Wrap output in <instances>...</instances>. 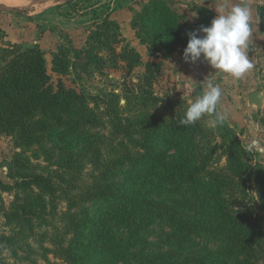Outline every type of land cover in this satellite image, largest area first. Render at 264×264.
<instances>
[{
  "label": "trees",
  "instance_id": "obj_1",
  "mask_svg": "<svg viewBox=\"0 0 264 264\" xmlns=\"http://www.w3.org/2000/svg\"><path fill=\"white\" fill-rule=\"evenodd\" d=\"M110 13L94 24L84 49L70 40L71 49L57 46L56 83L40 47L13 46L0 65V134L20 148L8 173L15 183L0 182L2 190L15 189L11 211L0 199L10 227V234H0V246L14 261L0 264H34V221L50 214L59 196L66 202L64 224L41 242L65 264H264V173L243 159L240 141L224 124L209 127L205 116L185 127L178 121L186 108L171 117L153 111L160 101L155 78L188 41L167 1H147L132 19L136 37L159 53L145 65V85L108 96L66 86L71 50L85 57L84 68L103 69L102 50L128 71L142 61L128 45L118 52L125 39ZM34 147L49 164L41 172L25 156ZM87 165L95 171L91 181L81 176ZM121 169L126 181L114 179ZM93 201L102 204L90 214L86 204ZM157 223L167 228L160 248L143 236ZM203 234L219 239V249L199 250Z\"/></svg>",
  "mask_w": 264,
  "mask_h": 264
},
{
  "label": "rangeland",
  "instance_id": "obj_2",
  "mask_svg": "<svg viewBox=\"0 0 264 264\" xmlns=\"http://www.w3.org/2000/svg\"><path fill=\"white\" fill-rule=\"evenodd\" d=\"M22 3L17 6L6 5L0 2L1 5L7 7H15L17 10H8L0 8V17L11 16L16 20L14 27L12 28L14 34L6 33L7 30H2L1 35V45H0V64L3 63L12 54V47L18 46L20 48L29 47H39L34 44V40L40 36V31H47L49 29L57 31L59 36V42L52 47H48L45 50L46 64L49 73L52 76L54 83L58 80V75L52 71L53 57L54 53L58 50L59 44L67 45L71 49V44L69 40L73 43V46L77 50H82L85 48V42L82 47L79 45L77 39L76 44H74L73 39L68 33H65L59 28L63 26L62 22H69L70 19L79 20L81 19V14L88 15L91 22L84 26L86 32V39L92 29H94V24L99 20L103 19L112 8H114L115 2L112 0H74L69 5H66L65 0H21ZM136 4L140 5V9L143 7L141 1H136ZM132 11L134 10L131 8ZM134 10V15L138 12ZM53 12V15H52ZM1 17V18H2ZM5 18V17H4ZM6 20V19H3ZM8 22V20H6ZM39 30L36 31V30ZM36 34H35V32ZM4 31V32H3ZM85 39V41H86ZM14 40V42L12 41ZM124 44L119 45L118 52H120ZM45 48V47H44ZM157 50V49H156ZM106 59L107 63L103 69H97L94 66L84 68L83 63L85 61L84 56L76 57L75 52H70V57L72 58L73 66L69 70V73L63 76V80L68 88H73L80 93L88 95H100L108 96L112 93L122 94L124 87L136 88L138 86H143V74L145 71V65L148 62L158 61V52L153 49L145 48L142 49V61L133 70L128 71L122 66H125L121 61L115 60V56L102 50L101 53ZM175 57V56H174ZM171 61L165 63L162 71L157 74L155 82L152 86L154 93L159 98L154 106L153 111L162 113L168 117L175 114L176 110H181L187 108V101L194 100L199 95L206 90V84L204 83H194V87L188 88L185 83H181L176 80V70H175V58ZM217 84L218 82H214ZM135 84V85H134ZM228 88L222 89L221 100L217 106V111H226L228 113V119L224 122V125L234 138L240 141L241 151L243 159L247 161L257 172L264 173V153L253 151L249 152L246 150L248 143L257 139L262 144H264V107L257 110L254 106H249L247 102V95L250 90H262L264 92V80H261L255 88L250 87L246 89L245 84L239 83V88H231L230 84H226ZM233 86V85H232ZM121 105L125 104L124 97L121 99ZM184 104V105H182ZM128 112H133L128 108ZM211 117L207 116V122ZM216 128V127H215ZM100 130H92V134H95ZM104 131V130H103ZM220 144V141L218 142ZM17 152H20V148L15 146L14 138L12 136H7L0 134V182L4 184L13 185L17 177L9 176V168L11 166L12 160L15 158ZM36 153H42L37 147L33 150L27 151L25 153L26 157H29L34 164V169L42 171L43 167H48L49 164L43 161L44 155L41 157L36 156ZM222 149L218 151L215 155H221ZM222 162H225V156L222 157ZM126 165L124 168H129ZM56 169V166H52ZM94 169L91 165H87L83 173H81L82 179L85 181H91L93 178L89 177L94 173ZM126 172L124 170H119L116 173V181H126ZM70 177L68 174L65 178ZM79 177V175H78ZM62 184V183H61ZM147 188L151 187L147 185ZM162 188V187H161ZM172 187H168V189ZM161 190L155 189V193H160ZM169 194L170 191L164 189L161 195L164 198ZM167 198V197H166ZM0 199L5 208L12 210V204L15 199V189L12 190H2L0 187ZM50 200V199H49ZM102 204L100 201H93L86 204L90 214H93L99 206ZM1 205V204H0ZM55 209L50 210V214L46 215L44 218H39L34 221V264H65L62 260L57 259L50 253L46 248L50 247V244L45 241L42 243L41 240L45 235L50 236L62 229L64 224V212L66 210V202L61 196L55 198ZM166 233L167 228L162 224H154L148 230L143 233V236L147 238L153 247L165 246L166 244ZM0 234H10V227L7 224L6 218L3 211L0 210ZM72 235H69L71 238ZM198 242L200 245L199 250H211L216 251L219 249L221 243L219 239H216L208 234H203L198 237ZM26 255L27 252L20 253ZM0 259L13 262L14 259L10 256V249L3 248L0 246ZM23 264H28L27 262Z\"/></svg>",
  "mask_w": 264,
  "mask_h": 264
},
{
  "label": "crops",
  "instance_id": "obj_3",
  "mask_svg": "<svg viewBox=\"0 0 264 264\" xmlns=\"http://www.w3.org/2000/svg\"><path fill=\"white\" fill-rule=\"evenodd\" d=\"M22 3L21 0H18ZM66 5L70 8L71 2L74 0H65ZM115 2L114 8L111 9L110 18L117 21L120 25V30L124 36V45L135 48L140 54L142 53L143 47H147L142 44L140 40L136 37L135 30L132 27V19L134 17V10H139L140 5L136 4V1H141V3H146L149 0H112ZM167 1L172 9L181 17L180 24L183 30V35L188 40L187 32L192 29H197L199 26H207L211 23L212 19L216 16V9L218 10L221 6L223 0H165ZM253 11V23H252V38L249 48V59L253 64V68L245 74L243 79L236 80L228 74L213 72L215 71L206 62H197L196 64L185 63L182 59L183 49L178 50L174 54L175 58V70H176V80L181 82L188 88L194 87V83H204L207 76L213 82H218L217 84L223 88H228L226 84H230L231 88L238 89L239 83L245 84L244 87L249 89L250 87L255 88L256 85L264 80V28L262 26V12L264 8L258 7L252 0ZM1 5V4H0ZM15 8V7H11ZM133 8L134 10L132 11ZM3 15V14H0ZM53 15V12H52ZM2 17V16H1ZM0 17V27L7 30L6 33L14 34L13 27L16 20H13L11 16ZM5 17V18H4ZM81 19L75 20L70 19L69 22L63 21L62 25L59 26L61 30L68 33L73 39L74 44L78 39L79 45L82 44L86 39V32L84 26L91 22L88 15L81 14ZM260 18V20H259ZM8 20V22L6 20ZM259 20L258 24L257 21ZM36 31L39 32L37 29ZM4 32V31H3ZM35 32V30H34ZM36 34V32H35ZM201 35H203L201 33ZM59 36L55 30L40 31V36L34 40V44L46 49L52 47L59 42ZM14 42V40H12ZM76 44L77 47H80ZM45 47V48H44ZM142 55V54H141ZM1 65V64H0ZM233 85V86H232ZM255 90H250L249 95ZM248 102V99H247ZM249 105V104H248ZM250 106V105H249Z\"/></svg>",
  "mask_w": 264,
  "mask_h": 264
},
{
  "label": "clouds",
  "instance_id": "obj_4",
  "mask_svg": "<svg viewBox=\"0 0 264 264\" xmlns=\"http://www.w3.org/2000/svg\"><path fill=\"white\" fill-rule=\"evenodd\" d=\"M216 13L209 25L187 32L188 41L182 59L190 64L206 62L215 70L213 72L228 74L236 80L243 79L253 68L248 56L253 34L252 4L250 0H223ZM204 80L206 90L194 100L187 101V108L178 121L180 125L189 127L208 116L211 117L209 127L215 128L228 119L226 111H217L221 87L208 76ZM246 150L264 153V144L253 139Z\"/></svg>",
  "mask_w": 264,
  "mask_h": 264
},
{
  "label": "water",
  "instance_id": "obj_5",
  "mask_svg": "<svg viewBox=\"0 0 264 264\" xmlns=\"http://www.w3.org/2000/svg\"><path fill=\"white\" fill-rule=\"evenodd\" d=\"M1 9L8 10H17L15 8L7 7L4 5H0ZM262 26L264 28V11L262 12ZM248 104L250 106L256 107L257 110H260L264 107V92L262 90H255L248 97Z\"/></svg>",
  "mask_w": 264,
  "mask_h": 264
},
{
  "label": "bare ground",
  "instance_id": "obj_6",
  "mask_svg": "<svg viewBox=\"0 0 264 264\" xmlns=\"http://www.w3.org/2000/svg\"><path fill=\"white\" fill-rule=\"evenodd\" d=\"M0 2L6 4V5H13V6H17L20 5L21 2H19L18 0H0Z\"/></svg>",
  "mask_w": 264,
  "mask_h": 264
},
{
  "label": "built area",
  "instance_id": "obj_7",
  "mask_svg": "<svg viewBox=\"0 0 264 264\" xmlns=\"http://www.w3.org/2000/svg\"><path fill=\"white\" fill-rule=\"evenodd\" d=\"M258 7L264 8V0H252Z\"/></svg>",
  "mask_w": 264,
  "mask_h": 264
}]
</instances>
